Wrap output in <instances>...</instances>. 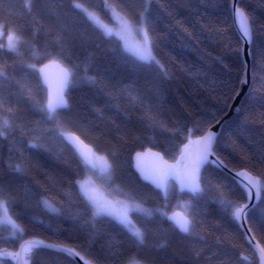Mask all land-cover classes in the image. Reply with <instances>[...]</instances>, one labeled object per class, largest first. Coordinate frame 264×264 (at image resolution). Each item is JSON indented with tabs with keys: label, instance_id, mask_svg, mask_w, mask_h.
Returning <instances> with one entry per match:
<instances>
[{
	"label": "snow or ice",
	"instance_id": "snow-or-ice-1",
	"mask_svg": "<svg viewBox=\"0 0 264 264\" xmlns=\"http://www.w3.org/2000/svg\"><path fill=\"white\" fill-rule=\"evenodd\" d=\"M13 7L19 8L15 13L17 19L12 18L10 11L0 14V60L4 61L0 64V78L8 85V89L0 92V139L7 141L11 137L13 146L10 151L17 152L19 160L9 164L13 174L9 180H0L3 185L0 187V232L7 233L2 238L4 244L12 243L10 247H0V264H59L56 258L59 256L69 260V264H73L76 258L83 264H102L101 257L106 264H152L151 258L144 253L148 251L147 241L158 232L165 234L162 237L165 240L166 234L171 232L186 242L187 258L177 264H209L212 258L216 264H264V148L256 156H241L236 164L226 162L227 158L222 159L218 154L222 150L221 137L212 131L209 114L192 119H162L158 103L141 94H132V82H111L109 76L101 75L99 65L92 68L94 56L89 54L81 59L73 51L75 42L85 39L75 24L68 22L78 18L85 29L91 28L101 38L117 41L121 61L130 65L135 74H146L155 69L167 77L169 69L166 65L170 61H164L160 55L162 39L156 35L154 21L157 17L174 19L172 6L152 5L151 0L140 3L137 0H99V3L65 0L56 4L51 0H23L20 5L5 4L0 0V9ZM213 7L216 5L208 0L207 4L198 2L192 10L198 16L210 15L206 10ZM46 12L50 13L48 22L39 25V29L47 39L41 48H36L26 39L24 25H35L38 14ZM101 13L109 16L111 25L102 20ZM219 14H230L238 42L249 46V55L253 58L252 83L246 99H255L256 96L259 99L251 107L247 103L238 107L237 118L241 127L256 123L264 126V21L258 22L252 16L244 0H231L230 9H221ZM202 27L211 37L224 41V46L231 50L226 29L210 21ZM26 45L31 49L29 60L34 63L22 58L21 48ZM240 51L236 49L237 56ZM8 58L14 65L19 61L22 73L19 79L8 74ZM218 60L223 63L222 59ZM52 65L60 71L55 85L47 72ZM244 69L245 75L239 82L246 85V64ZM90 71L94 74L89 75ZM81 83L94 87L97 95L106 96L110 101L126 95L134 102L133 110L139 113L140 135L132 139L142 150H136L133 159L143 179L153 186L155 198L161 201L159 205L147 207L146 199L140 194L126 191L116 184L115 153L106 152L103 145L96 142L92 128L73 120L68 93ZM21 101L28 104L32 114L38 117L30 125L20 122L16 114ZM163 133H167L165 143L178 149V155L171 161L165 158V152L154 151L153 147L139 143L142 136L154 140L157 134ZM86 140L90 142L86 143ZM57 141L61 151L62 147L72 151L78 164L89 175L75 182L76 197L81 204L76 209L71 208V192L66 193L67 203L32 192V196L38 198L39 207L49 217L48 220H39L40 226L60 233L61 226L70 223V227L80 228L91 241L100 234L98 225L107 221L114 230L119 229L127 244L135 247V253L127 251V244L120 245L119 249L109 244L107 253L102 249L101 255H96L90 248L77 250V247L49 244L35 237L23 239L26 225L9 212V206L15 202L11 185L27 177L31 165L25 152L56 155ZM148 156L155 163L145 168L141 162ZM177 191L181 198L187 199L171 206L168 202ZM209 203L216 206L222 219L230 224L234 222L246 249L237 242L236 236L224 233L214 237V244L209 246L211 257L204 259L200 245L208 242L201 230L208 223ZM177 208L181 210H175ZM134 215L139 219L134 220ZM30 222L37 221L33 218ZM166 246V243L157 245L160 248ZM245 251L249 255H244ZM85 253L93 258L86 259ZM167 259L176 260L174 256Z\"/></svg>",
	"mask_w": 264,
	"mask_h": 264
},
{
	"label": "trees",
	"instance_id": "trees-1",
	"mask_svg": "<svg viewBox=\"0 0 264 264\" xmlns=\"http://www.w3.org/2000/svg\"><path fill=\"white\" fill-rule=\"evenodd\" d=\"M42 2H48V0H42ZM51 2L53 4L64 3L65 0H51ZM91 2L99 3V0H91ZM137 2H144V0H137ZM198 2L207 4L208 0H151L152 5L158 3H163L166 6L171 5L175 15L174 19L157 17L154 21L156 35L162 39L160 55L164 61H170L166 65L169 69L167 77L162 76L155 69L146 74H135L130 65L121 61L117 41L103 39L91 28L85 29L78 18H72L68 22L75 24L77 31L85 39L77 40L73 51L81 59L89 54L94 56L92 68L95 69V66L99 65L102 69L101 75L109 76L111 82L120 84L132 82L134 85L132 94H141L151 99L153 103H158L162 119L169 121L192 119L209 114L208 118L213 125L229 111L241 86L239 80L245 75L243 43L237 40L238 34L232 24L230 14H219L221 9L226 7L230 9L231 0H212L216 7L206 10L210 15L200 16L195 15L192 10ZM4 3L20 5L23 0H4ZM244 5L258 22L264 21V0H244ZM6 11L13 13V19L18 18L15 13L19 11V8L0 9V14ZM49 14L48 12L38 14L35 25H24L26 39L36 48H41L47 39L40 31L39 25L48 22ZM101 18L104 22L112 24L106 14L101 13ZM209 21L217 27L226 29L227 38L231 42V50L224 46V41L211 37L202 27ZM236 49H241L239 56H237ZM21 53L24 60H29L30 47L27 45L22 47ZM218 58L222 59L223 63ZM29 62L34 63L35 61L29 60ZM3 63L4 61L0 60V64ZM7 64L8 74L15 75L19 79L22 75L18 67L19 61L14 65L13 60L8 58ZM252 65L253 58L251 56L249 86L252 83ZM14 67L16 68L15 73L13 72ZM93 74L94 71L89 72V75ZM259 75L260 70L257 66V79H259ZM6 89H8V85L0 78V92ZM248 89L241 98L238 107L244 103L251 107L259 99V96H256L255 99H246ZM68 98L72 105L73 120L92 128L96 142L103 145L106 152L115 153L114 163L117 165L115 183L126 191L140 194L146 199L147 207L159 205L161 201L155 198L153 186L141 180L133 167L134 152L142 150L139 144L134 143L132 139L134 136L140 135L139 113L133 110L134 102L126 95H119L118 99L110 101L106 96L97 95L94 87L83 83L72 88L68 93ZM236 109L222 122L218 132L221 137L222 149L218 154L222 159L227 158L226 162L231 161L232 164L238 163L243 155H258L259 151L264 148V126L256 123L241 127ZM16 114L20 117V122L25 125H30L31 122L38 119L32 114L29 105L23 101H21ZM166 136L167 133L157 134L154 140L142 136L139 143L144 147H153L155 150L165 152V158L171 161L173 156L178 155V149L165 143ZM27 138L25 135L24 140L27 141ZM86 142L90 141L86 140ZM55 143L56 155L48 152L38 155L25 152L31 165L27 177L24 180L15 181L11 185L15 202L9 206V212L26 225V234L23 239L41 238L52 244L77 247V250L90 248L96 255H101L102 249L104 253H107L109 244L118 249L120 245L127 244L126 238L119 229L114 230L107 221L98 225L100 234L91 241L86 239L84 231L78 227H70V223H64L60 233L40 226L38 221L48 220L49 217L39 207L38 198L32 196V192L37 191L40 195H47L59 203H67L66 193L71 192V208L76 209L81 204L76 197L75 182L85 179L88 175L78 164L77 158L69 148L62 147L61 151L59 142ZM174 143L178 144L179 141ZM12 146L11 137L7 141L0 139V180H9L13 175L9 164L19 160V154L10 151ZM166 149L167 151H165ZM110 161H112V157H110ZM2 186L0 185V187ZM182 199H187V197L181 198L177 191L168 203L175 206L178 202H182ZM33 218L37 222H30L33 221ZM133 219L138 220L139 218L134 215ZM207 221L208 223L201 230V234L208 243L200 245L201 255L205 260L211 257L209 246L214 244V237H219L224 233L236 236L237 242L245 249L247 248V245L240 240L234 222L230 224L222 219L216 206L211 203L207 208ZM164 228L167 229V223L164 224ZM4 236H7V233L0 232V247L12 246L11 241L8 244L2 242ZM164 236V233L158 232L147 241L148 251L144 254L151 258L152 264H177L180 260L186 259L188 255L186 242L173 236L171 232L166 234V240L162 238ZM18 243L19 241L16 243L17 247ZM164 243L167 245L166 248L157 247L158 244ZM221 247H225V245H221ZM127 251L135 253L137 250L133 245L127 244ZM52 255L56 257L55 253ZM85 255L87 259L93 258L86 253ZM244 255L247 256L249 253L245 251ZM173 256L176 258L175 261L167 259ZM56 258L59 264H69V260L63 256ZM101 259L102 264H106L102 257ZM73 264L78 263L73 261ZM209 264H216L215 258H212Z\"/></svg>",
	"mask_w": 264,
	"mask_h": 264
},
{
	"label": "water",
	"instance_id": "water-1",
	"mask_svg": "<svg viewBox=\"0 0 264 264\" xmlns=\"http://www.w3.org/2000/svg\"><path fill=\"white\" fill-rule=\"evenodd\" d=\"M243 43V42H242ZM242 52H243V58H244V62L245 64L247 65V78H248V84H241L239 90L237 93H239V95H235L234 99H233V102H232V105L229 109V111L221 118L219 119L216 123H214L212 125V131L214 132H219V129H220V126L222 124V122L227 118L229 117L230 115H232V113L234 112V110L238 107V104L240 103V100L241 98L243 97V95L246 93L247 89H248V86H249V82H250V65H251V55H249V46L246 44V43H243V47H242ZM47 72H48V75H49V78L50 80L52 81L53 85L56 84V82L59 80V77H60V71L58 69L57 66L55 65H52L50 66L48 69H47ZM87 143V142H86ZM154 151H158V150H155L153 149ZM134 157V155H133ZM142 165L145 167V168H149L151 167L155 161L152 157L148 156V157H145L143 160H142ZM133 167L135 169V171L138 173L139 177L141 178V180H143L144 182L148 183L147 181H145L143 179V177L141 176L140 174V171L137 169L136 167V162L135 160L133 159ZM149 184V183H148ZM177 211H180L181 209H175ZM26 239H29V238H26ZM38 239H41V238H38ZM43 240V239H41ZM45 241V240H43ZM45 243H49V244H52L50 242H47L45 241ZM87 259V258H86ZM75 261L78 263V264H83V261H80L79 258H76Z\"/></svg>",
	"mask_w": 264,
	"mask_h": 264
},
{
	"label": "rangeland",
	"instance_id": "rangeland-1",
	"mask_svg": "<svg viewBox=\"0 0 264 264\" xmlns=\"http://www.w3.org/2000/svg\"><path fill=\"white\" fill-rule=\"evenodd\" d=\"M105 23H106V22H105ZM107 24H109V23H107ZM109 25H111V24H109ZM130 39H131V38H130ZM88 175H89V174H88ZM88 175H87V176H88ZM87 176H86V178H87ZM86 178H85V179H86Z\"/></svg>",
	"mask_w": 264,
	"mask_h": 264
}]
</instances>
